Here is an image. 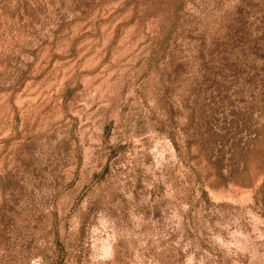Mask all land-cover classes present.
I'll return each mask as SVG.
<instances>
[{
  "label": "rangeland",
  "instance_id": "obj_1",
  "mask_svg": "<svg viewBox=\"0 0 264 264\" xmlns=\"http://www.w3.org/2000/svg\"><path fill=\"white\" fill-rule=\"evenodd\" d=\"M0 264H264V0H0Z\"/></svg>",
  "mask_w": 264,
  "mask_h": 264
}]
</instances>
